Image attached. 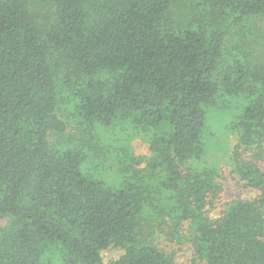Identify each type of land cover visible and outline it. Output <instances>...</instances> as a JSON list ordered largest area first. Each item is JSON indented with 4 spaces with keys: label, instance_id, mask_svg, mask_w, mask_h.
I'll use <instances>...</instances> for the list:
<instances>
[{
    "label": "trees",
    "instance_id": "1",
    "mask_svg": "<svg viewBox=\"0 0 264 264\" xmlns=\"http://www.w3.org/2000/svg\"><path fill=\"white\" fill-rule=\"evenodd\" d=\"M222 112L259 195L213 219ZM263 154L264 0H0V264H264Z\"/></svg>",
    "mask_w": 264,
    "mask_h": 264
},
{
    "label": "rangeland",
    "instance_id": "2",
    "mask_svg": "<svg viewBox=\"0 0 264 264\" xmlns=\"http://www.w3.org/2000/svg\"><path fill=\"white\" fill-rule=\"evenodd\" d=\"M210 125V141L208 143L207 152L205 155L206 161L219 169L217 177L218 191L216 196L210 201L207 210L213 219H219L222 215V208L219 200L231 201L235 199H253L259 195V192L251 187H248L245 182L234 172L232 164V156L239 150L238 134L233 127L232 114L213 113L209 119ZM134 153L137 155H148V145L141 139H134L132 141ZM242 152V151H241ZM249 152L245 157L253 156ZM102 159L103 156H102ZM258 162L264 170V154L258 157ZM109 161L111 159L109 158ZM109 181L113 180V175L105 176ZM8 224L6 218L0 219L2 227ZM160 247L169 253L175 255L177 264H192L194 258V250L189 243L177 244L174 246L164 240L162 237L156 240ZM124 252L118 249H109L102 251L103 259L106 262L118 259Z\"/></svg>",
    "mask_w": 264,
    "mask_h": 264
}]
</instances>
